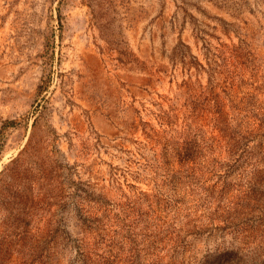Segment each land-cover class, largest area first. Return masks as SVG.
I'll return each instance as SVG.
<instances>
[{"label": "rangeland", "instance_id": "obj_1", "mask_svg": "<svg viewBox=\"0 0 264 264\" xmlns=\"http://www.w3.org/2000/svg\"><path fill=\"white\" fill-rule=\"evenodd\" d=\"M130 246L264 264V0H0V264Z\"/></svg>", "mask_w": 264, "mask_h": 264}, {"label": "trees", "instance_id": "obj_2", "mask_svg": "<svg viewBox=\"0 0 264 264\" xmlns=\"http://www.w3.org/2000/svg\"><path fill=\"white\" fill-rule=\"evenodd\" d=\"M192 160L194 161V159H192ZM249 189H250L251 193H254V189H255L254 187L251 186V187H249ZM234 226L235 227H234L233 231H234V234H235L234 235L235 238L236 239L237 238L240 239L239 242L241 243V245L244 248L246 247V249H247V247L250 246L249 245V243H250L249 242V240H250L249 232L252 230L251 226L250 227L247 226V228H246L245 227L246 225L244 226V224H243L242 228H239L240 230L238 228H236V226H237L236 224ZM150 234L155 235L153 232L150 233ZM147 236H151V235H147ZM164 240H165L164 238L158 239V241H160V242H163ZM169 240L170 239H168V242H169ZM262 241H263L262 238L259 239L260 243H262ZM155 243H156L155 240H153V241L149 242V245L152 246V248H153ZM239 250L240 249H237L236 251H232L231 250V251L224 252L223 255H222V260H220V261L218 260L217 264H240V261L242 260V256H241ZM132 253H133V257L135 259L136 255H137V252L135 254L134 253V248L130 246L129 250H128V253H127V258H129V259L125 260V259L122 258L123 257L122 255H120L119 258H116V256L112 255L111 251H109V255L107 257H101V261L103 260L102 264H120L122 261L131 260L130 258L132 256L131 255ZM83 259H84L86 264H90V263L86 262V261H90L88 255L83 256ZM131 261H133V260H131ZM202 264H212V263H209L207 260H205Z\"/></svg>", "mask_w": 264, "mask_h": 264}]
</instances>
